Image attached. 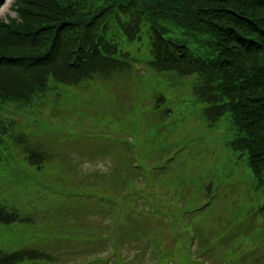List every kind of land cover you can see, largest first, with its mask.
I'll use <instances>...</instances> for the list:
<instances>
[{
	"label": "rangeland",
	"instance_id": "374dc122",
	"mask_svg": "<svg viewBox=\"0 0 264 264\" xmlns=\"http://www.w3.org/2000/svg\"><path fill=\"white\" fill-rule=\"evenodd\" d=\"M14 1L0 18L16 16ZM126 48L140 61L130 73L57 86L41 99L56 102L54 116L36 103L13 112L38 133L50 127L39 137L53 157L26 159L24 174L0 168V202L35 221L0 225V247L40 248L59 264L263 262L264 185L231 145L232 115L210 126L196 75L157 72Z\"/></svg>",
	"mask_w": 264,
	"mask_h": 264
},
{
	"label": "trees",
	"instance_id": "16d2710c",
	"mask_svg": "<svg viewBox=\"0 0 264 264\" xmlns=\"http://www.w3.org/2000/svg\"><path fill=\"white\" fill-rule=\"evenodd\" d=\"M12 7L16 16L0 18V168L24 174L26 159L36 168L51 160L39 137L50 127L38 133L18 112L36 103L54 116L56 102L41 99L57 86L130 73L140 62L126 48L132 43L155 71L196 75L192 90L209 125L232 115L231 145L247 153L264 185V0H15ZM32 222L30 212L0 202V225ZM29 262L60 259L40 248L0 247V264Z\"/></svg>",
	"mask_w": 264,
	"mask_h": 264
}]
</instances>
